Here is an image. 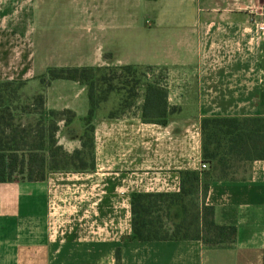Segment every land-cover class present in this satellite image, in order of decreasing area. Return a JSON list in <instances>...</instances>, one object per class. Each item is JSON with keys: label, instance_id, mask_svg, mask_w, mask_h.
I'll return each mask as SVG.
<instances>
[{"label": "crops", "instance_id": "obj_1", "mask_svg": "<svg viewBox=\"0 0 264 264\" xmlns=\"http://www.w3.org/2000/svg\"><path fill=\"white\" fill-rule=\"evenodd\" d=\"M160 1L169 9L157 10L142 26L140 15L155 11ZM48 4L0 0V81L34 83L48 110L74 111L71 123L59 121L56 136L64 149L82 147L90 99L87 86L76 80L43 85L40 77L50 67L164 68L168 105L176 110L165 124L147 121L145 94L122 110L118 96L108 95L93 118V169L0 182V264H117L118 248L120 264H264V160L252 161L240 178L210 180L206 202L217 224L237 226L233 242L131 237L133 193H177L181 172L201 170L203 118L264 116V33L253 51L248 43L264 17L213 19L199 0ZM176 4L182 10L168 12ZM124 18L131 28L122 37L117 31ZM138 26L146 30L139 33ZM237 41L242 50L235 58L217 63ZM180 216L174 207L172 220Z\"/></svg>", "mask_w": 264, "mask_h": 264}, {"label": "trees", "instance_id": "obj_2", "mask_svg": "<svg viewBox=\"0 0 264 264\" xmlns=\"http://www.w3.org/2000/svg\"><path fill=\"white\" fill-rule=\"evenodd\" d=\"M109 66L50 67L40 79L43 85L54 79H71L88 88L90 110L83 118L82 147L68 152L58 143L59 121L72 122V110H48L43 92L33 99L43 112L38 129L16 122V116L8 103L14 100L18 90L27 82L23 80L0 81V182L14 181L15 173L29 181H44L50 171H85L95 166L94 125L95 111L107 95L100 100L96 95L98 72ZM123 69L133 65L118 66ZM152 67V66H150ZM113 91L112 86H108ZM142 105L144 120L165 124L170 113L176 110L168 105L165 84L149 82L145 85ZM45 115L50 121L45 124ZM203 162L210 170H186L181 172V190L177 193H141L131 197L132 238L141 241L197 239L209 245H221L234 241L237 226L221 225L214 220V207L206 197L212 179H235L228 176L232 162L244 164L246 172L254 160H264V116L237 117L211 116L202 119ZM220 175H215L216 171ZM198 200L190 203L189 196ZM189 199V200H188ZM174 207L181 216L173 228L167 226ZM117 264L121 262L120 248L116 252Z\"/></svg>", "mask_w": 264, "mask_h": 264}, {"label": "rangeland", "instance_id": "obj_3", "mask_svg": "<svg viewBox=\"0 0 264 264\" xmlns=\"http://www.w3.org/2000/svg\"><path fill=\"white\" fill-rule=\"evenodd\" d=\"M42 2H47L49 7V2L51 0H41ZM200 7L203 9L205 14H208L215 18L214 16H219L218 19H221L220 16H226L230 14H240L246 18L253 20L255 18L264 17V0H199ZM156 6V5H155ZM168 12L178 13L180 12L181 7L172 5ZM169 9L167 3L160 1L157 7H154L155 11H147L139 17V20H142V26L145 25L146 17H150L157 13L159 9ZM163 13V12H162ZM129 19H122L121 24L123 26L118 30V34L122 37H125L126 32L131 28ZM141 24V23H140ZM226 26V25H225ZM139 27V26H138ZM147 28V27H146ZM145 27H139L138 32L145 31ZM123 45H129V41H124ZM120 54L124 52V46H121L118 49ZM99 76V81L97 83L96 95L99 96L100 100L103 99L106 95H117L119 102V110H122L129 104V100L136 102L137 97H141L145 91V85L149 82L160 83L164 85L168 78V72L164 68H156L150 66H136L131 69H123L118 66H109L103 67L97 74ZM41 80V79H40ZM108 86L113 87V91H110ZM38 91L35 90L34 83H26L22 86L14 100L9 101L8 103L13 109V112L16 116V122L22 123L23 126H29L33 129H38L40 127L39 121L43 112L39 107L38 101L33 99L35 94ZM132 98V99H130ZM50 117L45 115L44 123L47 124L50 121ZM232 162L231 169L229 171V177L235 176L240 178L244 174L245 166L243 163L238 161ZM209 165V164H208ZM210 168V165H209ZM207 170H210V169ZM216 176L220 175V172L217 170L214 173ZM15 179L22 177L21 174L15 173ZM196 194L189 196L190 203L196 198ZM188 199V200H189ZM175 225L174 220H168L167 226L173 228Z\"/></svg>", "mask_w": 264, "mask_h": 264}, {"label": "built area", "instance_id": "obj_4", "mask_svg": "<svg viewBox=\"0 0 264 264\" xmlns=\"http://www.w3.org/2000/svg\"><path fill=\"white\" fill-rule=\"evenodd\" d=\"M243 32H244L243 33V35H244L248 31L244 29ZM255 32H256V36L255 35L252 36L248 42L249 46H250L249 47L250 51H253L254 46L259 43V39L261 37V34L264 33V23H257L256 28H255ZM241 50H242V47H241V44L239 41L236 42L235 46H232L231 44H229V46L227 47V51H226L225 56L216 58V62L219 64H223L224 62L231 61V60H233V58H235L236 53L241 51ZM208 168H209L208 163L202 161L201 170L208 169Z\"/></svg>", "mask_w": 264, "mask_h": 264}]
</instances>
